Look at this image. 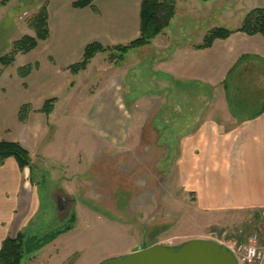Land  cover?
Masks as SVG:
<instances>
[{
	"label": "rangeland",
	"instance_id": "374dc122",
	"mask_svg": "<svg viewBox=\"0 0 264 264\" xmlns=\"http://www.w3.org/2000/svg\"><path fill=\"white\" fill-rule=\"evenodd\" d=\"M174 1L176 10L170 25L149 44L123 54L98 52L90 59L86 71L71 82V102L78 107L77 115L67 106L66 113L57 119L59 104L52 119L57 125L50 128L45 140L55 141L33 151L30 170L35 199L23 230L36 242L62 232L51 245L60 247L67 264L78 257L75 264H99L156 243L178 247L197 238L212 239L227 247L231 240L247 241L255 231L264 244L263 222L262 226H247V230L240 228L237 235L232 233L237 228L235 223L226 226L228 233L221 235V226L215 224L213 216L202 214L193 203L194 192L175 183L172 154L167 152L163 157L166 148L156 144L153 126V119L162 125L165 115L195 120L211 98V93L198 87L193 88L200 92L194 93L192 88L191 95L163 73L170 51L177 45L204 42L217 27L241 26L246 14L264 6V0ZM46 3L0 0V56L9 53L13 42L24 35L35 36L33 17ZM109 78L123 106H115L107 132L105 124L91 126L87 118L94 113L91 95ZM256 98L249 102L252 108ZM176 102L181 103V110H175ZM130 120L133 130L126 141H121L118 134ZM111 134L121 140L111 142ZM165 135L169 141V126ZM44 151L50 155L42 156ZM58 198L66 199L61 209ZM43 256L40 253L39 257Z\"/></svg>",
	"mask_w": 264,
	"mask_h": 264
},
{
	"label": "crops",
	"instance_id": "0c3cea01",
	"mask_svg": "<svg viewBox=\"0 0 264 264\" xmlns=\"http://www.w3.org/2000/svg\"><path fill=\"white\" fill-rule=\"evenodd\" d=\"M75 1L47 0L48 38L2 68L0 140L22 144L29 151L32 164L33 151L55 141L45 142L50 128L57 125L52 119L59 104L61 113L57 119L64 115L67 106L74 108L77 115L78 107L71 102V82L86 70L74 74L69 67L82 60L91 43L116 47L140 36L142 0H95L93 7H75ZM239 27L227 38H216L211 46L197 47L202 43L200 39L170 51L163 73L191 95L200 92L193 88L198 87L197 90L211 93V98L195 120L165 115L161 119L164 123L159 125L153 119L156 144L166 148L163 157L167 152L172 154L175 183L194 192L193 203L202 214L213 216L215 224L221 226V235L235 223V235L240 228L247 230V226L264 223V35H250L237 30ZM25 65H31L32 70L22 77L19 68ZM104 82L91 95L94 113L87 120L91 126L105 124L108 132V120L115 106L123 105L117 101L113 79ZM181 91L184 90L176 93L184 95ZM255 96L256 105L252 108L249 102ZM49 99H55L54 108L46 114L42 110ZM25 104L31 112L22 122L19 111ZM181 109V103L176 102L175 110ZM133 123L130 120L122 127L118 134L121 141H126ZM168 126L169 141L165 135ZM142 133L138 131L139 139ZM120 140L117 134H111V142ZM31 179L30 168L21 170L14 157L0 163V248L5 238H15L19 232L24 234V240L31 238L23 230L35 199ZM60 235L25 254L23 264H67L60 247L51 245ZM78 258L68 264H75Z\"/></svg>",
	"mask_w": 264,
	"mask_h": 264
},
{
	"label": "trees",
	"instance_id": "16d2710c",
	"mask_svg": "<svg viewBox=\"0 0 264 264\" xmlns=\"http://www.w3.org/2000/svg\"><path fill=\"white\" fill-rule=\"evenodd\" d=\"M95 0H76L73 2L75 7H93ZM175 1L174 0H142L140 7L141 27L140 36L130 42L127 45H121L116 47L103 46L100 43L89 44L84 52V56L81 61L71 65L69 70L76 74L82 70H85L90 59L93 58L98 52H105L108 50H114L120 52V54L128 52L131 48L141 47L149 44L150 41L165 30L175 15ZM32 29L35 31V36L24 35L20 39L16 40L12 44L11 51L5 55L0 56V76L2 68L8 66L15 61L17 54L28 53L37 47L39 41L45 40L49 36L48 28V12L47 5H43L41 10L38 11L32 21ZM239 31L246 32L247 34H262L264 35V6L256 7L250 10L241 26L237 29ZM234 29L217 27L206 36L204 42L198 44L197 47L211 46L216 38H227ZM32 70L31 65H25L19 68V74L22 77H26ZM55 99H49L44 107L43 112L50 114L54 108ZM31 112L29 105H23L19 111V119L26 121L28 114ZM8 157H14L19 165V168L23 170L26 167L31 168V156L29 151L19 142L0 140V163H2ZM58 233L53 234L50 238L43 241L36 242L35 239L29 241L24 240V234L19 232L15 238L7 237L4 239L0 248V264H23V258L25 254L36 250L44 243L50 241ZM30 243V244H28Z\"/></svg>",
	"mask_w": 264,
	"mask_h": 264
},
{
	"label": "water",
	"instance_id": "95a60500",
	"mask_svg": "<svg viewBox=\"0 0 264 264\" xmlns=\"http://www.w3.org/2000/svg\"><path fill=\"white\" fill-rule=\"evenodd\" d=\"M66 199L58 198L61 209ZM99 264H238L227 248L212 239H190L178 247L156 243Z\"/></svg>",
	"mask_w": 264,
	"mask_h": 264
},
{
	"label": "built area",
	"instance_id": "2783aa9c",
	"mask_svg": "<svg viewBox=\"0 0 264 264\" xmlns=\"http://www.w3.org/2000/svg\"><path fill=\"white\" fill-rule=\"evenodd\" d=\"M228 250L238 264H264V248L260 245L259 235L254 232L245 242L231 240Z\"/></svg>",
	"mask_w": 264,
	"mask_h": 264
}]
</instances>
